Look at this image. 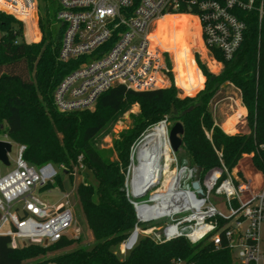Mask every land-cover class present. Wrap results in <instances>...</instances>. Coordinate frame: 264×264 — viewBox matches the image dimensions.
Segmentation results:
<instances>
[{
  "label": "trees",
  "instance_id": "1",
  "mask_svg": "<svg viewBox=\"0 0 264 264\" xmlns=\"http://www.w3.org/2000/svg\"><path fill=\"white\" fill-rule=\"evenodd\" d=\"M55 15L47 12L41 17L42 39L28 43L23 23L0 11V137L7 136L12 142L26 146L23 159L29 165L40 168L52 164L61 169V174L46 190L55 186L61 189L65 177L73 179L79 158L97 181L96 188L88 182L77 186L95 245L88 250L57 255L51 261L55 264H175L181 260L184 264H237L227 248H216L208 240L198 244L185 239L157 243L143 237L124 258H119L114 249L136 223L133 206L124 190L130 148L150 127L166 120L172 106L177 114L167 123L181 122L184 127L180 158L205 173L220 166L216 151L222 153L223 164L229 171L237 168L244 156L252 155L254 169L264 179V17L260 20L257 12L239 13L246 28L233 59L226 60L221 51L210 49L222 63L221 74L212 75L197 60L206 82L195 98L180 99L174 87L134 91L115 86L98 99L93 111L63 113L54 106V90L88 58L67 63L59 60L63 27L53 29ZM24 20L28 39H37V34L29 29L30 20ZM225 83L240 92L247 111L248 133L228 135L215 124L211 104ZM133 104L140 106V113L133 116L132 127L113 141L116 155L113 160L112 153L97 149L93 143L110 129L116 116ZM74 243L63 238L47 248L36 244L12 246L8 237L0 236V264H46L43 260L33 263L29 260L43 257L49 251L64 250Z\"/></svg>",
  "mask_w": 264,
  "mask_h": 264
},
{
  "label": "built area",
  "instance_id": "2",
  "mask_svg": "<svg viewBox=\"0 0 264 264\" xmlns=\"http://www.w3.org/2000/svg\"><path fill=\"white\" fill-rule=\"evenodd\" d=\"M56 1L55 21L63 27L59 60L88 58L54 90V106L63 113L94 109L98 99L115 86L157 89L162 70L150 37L156 23L167 16L191 17L204 47L218 49L226 60L234 58L243 42L246 26L239 13L257 12L260 20L264 17V0ZM37 8L36 0H0V9L23 19H32ZM25 150L26 146L19 145L15 169L0 177V236L8 237L11 245L14 241L19 246L52 245L71 235L70 197L64 195L60 203L51 204L40 195L59 172L52 164L29 165L23 159ZM135 154L124 190L136 223L116 255L127 256L146 237L157 243L208 240L216 248H227L237 264H259L264 259L260 237L263 177L260 188L253 190L241 171L224 166L218 151L220 166L205 173L181 160L171 148L168 158L144 170ZM143 175L149 177L148 183L158 181L159 187L144 200H136L142 186L134 190L133 180ZM195 182L201 193L193 187ZM213 198H220L223 208Z\"/></svg>",
  "mask_w": 264,
  "mask_h": 264
},
{
  "label": "rangeland",
  "instance_id": "3",
  "mask_svg": "<svg viewBox=\"0 0 264 264\" xmlns=\"http://www.w3.org/2000/svg\"><path fill=\"white\" fill-rule=\"evenodd\" d=\"M36 2L38 8L36 9L35 14L31 15L33 18L28 19L30 20L31 25L29 29L37 34V39H28L26 20L14 16L23 23L24 38L28 43H38L41 41L42 32L39 25L41 17H43L47 12H49L51 15H54L58 8L56 0H36ZM1 10L3 9H0V11ZM2 12L5 11L3 10ZM5 13L10 14L8 12ZM196 26V22L189 17H177L169 19L167 23H164V25L156 23L150 37L152 48L158 52V61L162 70L160 76L161 82L157 88L168 89L174 87L176 88L177 95L180 99L195 98L205 88L206 78L203 76L200 68L198 67L197 60L205 65L208 71L214 76L221 74L223 68L222 63L218 62L210 50H207L204 47L198 33V26ZM53 27V29L56 30V28L60 26L55 24ZM168 61L170 66L167 63ZM222 88L223 89L218 92L211 104V111L214 119L222 125L223 120L232 117H238L236 122H232L233 129L231 131L234 135L247 133V124L244 123V117L241 116L239 110L241 100L240 92L232 86L228 87L227 83L223 84ZM172 108L174 107L172 106ZM93 110L94 109H92V111ZM139 113L140 106L138 104H133L127 110L120 113L118 116H116V119L110 129L94 141V146L101 151L108 152L109 154L112 153V159L115 160L116 155L114 152L113 141L116 140L122 132H125L132 127L133 116H136ZM176 114L177 111L174 115ZM162 123L163 120L150 127L131 146L129 152V163L124 173V188L126 184L127 172L129 167L132 165L131 158L147 135L152 132H157L161 135V154L164 152V150L169 149L168 136L169 131L174 124L173 122H169L164 126ZM223 128L226 130L225 127ZM227 130H229L228 126ZM18 151L19 144L12 142V151L9 155L10 166L0 164V177L15 169ZM176 155L178 156V154ZM251 156L252 155L244 156L240 160L237 169L252 182V189L257 190L260 188L261 179L258 175V172L254 169ZM180 159L183 160V158ZM188 163L189 165L198 168L197 166L190 163V161H188ZM54 167L61 174V169L57 168L56 166ZM73 175V179L69 177H65L63 179L61 189L58 186H55L49 191L44 189L40 192V195L51 204L60 203L62 196L69 195V204L74 217V225L70 231L71 235L68 239L74 240L76 243L64 250L49 251L43 257L29 260L31 263L37 260H43L46 262V264H55L51 261L53 257L74 251L76 249L88 250L91 249L96 243L92 232L88 227L82 206L80 204L77 186L80 182H88L94 188H96L97 181L93 173L85 167L80 158L78 159L77 165L73 170ZM213 200L217 204L216 206L218 208H223L220 198H213ZM144 227L145 226H143V228ZM260 237L262 240L261 251L264 255V224H262L260 227ZM12 245H17V243L14 241ZM40 246L47 248L53 245ZM118 248L114 249L115 253H117ZM117 256L119 258H124V256ZM259 264H264V259L261 260Z\"/></svg>",
  "mask_w": 264,
  "mask_h": 264
},
{
  "label": "bare ground",
  "instance_id": "4",
  "mask_svg": "<svg viewBox=\"0 0 264 264\" xmlns=\"http://www.w3.org/2000/svg\"><path fill=\"white\" fill-rule=\"evenodd\" d=\"M182 16H167L163 18L162 20H159L157 23L164 24L166 22V19L168 18H177ZM188 17V16H183ZM192 19L191 17H189ZM193 20V19H192ZM241 114V113H240ZM238 118V117H237ZM237 118H233L230 123L228 124V129L232 128V122H236ZM229 122V121H228ZM163 124V123H162ZM161 124V125H162ZM165 126V124H163ZM161 135L157 132H152L149 135H147L142 143L139 145V147L136 150L137 159L140 162V169L144 170L150 165H155L158 163L160 159L163 157L168 158L169 152H170V146L169 149L164 150V152L161 154ZM169 144V142H168ZM149 177L147 175H143L142 179H139L136 177L133 180V189L136 190L138 187H143L148 183Z\"/></svg>",
  "mask_w": 264,
  "mask_h": 264
},
{
  "label": "water",
  "instance_id": "5",
  "mask_svg": "<svg viewBox=\"0 0 264 264\" xmlns=\"http://www.w3.org/2000/svg\"><path fill=\"white\" fill-rule=\"evenodd\" d=\"M176 113L175 109H171V114L167 116L166 121H171ZM184 134V127L181 122H176L169 131L168 142L169 146L174 154H179L182 147V136ZM12 151V143L4 140H0V164L5 166H10L9 155ZM159 187V182H149L145 186H143L137 195L134 197L136 200H144L145 197L156 190ZM195 189H198L201 193L202 191L199 189V184L195 182L193 184Z\"/></svg>",
  "mask_w": 264,
  "mask_h": 264
},
{
  "label": "crops",
  "instance_id": "6",
  "mask_svg": "<svg viewBox=\"0 0 264 264\" xmlns=\"http://www.w3.org/2000/svg\"><path fill=\"white\" fill-rule=\"evenodd\" d=\"M196 27H197V26H196ZM198 33H199V32H198ZM199 39H200V38H199ZM216 96H217V95H216ZM239 110H240V113H241V111H242L241 116L244 117V123H246L247 111H246L245 107L243 106L241 100H240V107H239ZM233 118H234V117L223 120V121H222V122H223L222 125L219 124L215 119H214V121H215V124L218 125V126H219V127H220V128L226 133V134H228V135H234L233 132L231 131L233 128L227 130V126H228V124L230 123V121H231ZM228 121H229V122H228ZM223 127H225L226 130H225ZM247 133H248V131H247ZM9 141H11V140L8 139V142H9ZM258 175L260 176V179H262L261 174L258 173Z\"/></svg>",
  "mask_w": 264,
  "mask_h": 264
}]
</instances>
